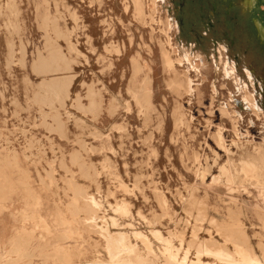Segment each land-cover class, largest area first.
Here are the masks:
<instances>
[{
    "label": "rangeland",
    "instance_id": "rangeland-1",
    "mask_svg": "<svg viewBox=\"0 0 264 264\" xmlns=\"http://www.w3.org/2000/svg\"><path fill=\"white\" fill-rule=\"evenodd\" d=\"M261 142L264 0H0V264H264Z\"/></svg>",
    "mask_w": 264,
    "mask_h": 264
},
{
    "label": "bare ground",
    "instance_id": "bare-ground-1",
    "mask_svg": "<svg viewBox=\"0 0 264 264\" xmlns=\"http://www.w3.org/2000/svg\"><path fill=\"white\" fill-rule=\"evenodd\" d=\"M166 61L167 62H169L170 63V61H171V59L169 58V56L168 55H166ZM169 65H171V64H169ZM176 83V82H175ZM179 85H181V83H179ZM185 86H187V83H186V85ZM187 90V89H186ZM136 91H138L139 92V90H136ZM144 93V92H143ZM142 99H146V97L144 96ZM145 102H147L146 100H145ZM143 104V103H142ZM181 114V113H180ZM183 115V114H182ZM182 117V116H181ZM176 121L177 120H180V115H177V117H176V119H175ZM178 122V121H177ZM210 164V163H209ZM207 169L206 168H204V171H206ZM208 171H210V170H208ZM207 172V171H206ZM260 173L259 174H257V175H255V176H253L252 178H248L247 179V181L245 180V181H243V180H241V179H243L244 178V176H239L238 177V179H240L241 181H240V183H243V184H249V183H251V182H254V183H257L258 185H264V171L262 172V171H259ZM241 173H243V172H241ZM215 179V180H214ZM216 180H218V178H216V177H214L213 178V181H216ZM233 181V180H232ZM118 183V182H117ZM119 186L121 187V185L119 184ZM127 186H125V187H123L124 188V190H126L127 191V189H125ZM122 188V189H123ZM124 203V202H123ZM123 203H122V205H123ZM122 207V206H121ZM117 208V207H116ZM166 209H168V208H166ZM116 210H120V208H117ZM122 210V209H121ZM120 212V211H119ZM127 212V211H126ZM167 213V212H166ZM165 213V214H166ZM125 214V213H124ZM127 215H129V214H127ZM260 215V218L261 219H264V214H262V213H260L259 214ZM238 216V218H239V215H237ZM40 217V216H39ZM236 219V221L238 220V222H239V224L242 226V224H241V222H240V220L239 219ZM231 218H229V220H230ZM233 219V218H232ZM231 219V220H232ZM31 220H33V219H31ZM39 220H41V221H44V219L43 218H40ZM37 221V220H36ZM233 222V221H232ZM231 222V223H232ZM117 223V222H116ZM237 223V222H236ZM234 224H235V222H234ZM233 224V225H234ZM238 225V224H237ZM240 225H239V227H240ZM236 226V225H235ZM16 230V229H15ZM22 231V230H21ZM29 231V230H28ZM27 231V232H28ZM108 231V230H107ZM211 231V230H210ZM112 233V232H111ZM110 233V234H111ZM115 233V232H114ZM114 233H112V234H114ZM120 235H121V233L120 232H118ZM136 233H138V232H136ZM135 233V234H136ZM154 233V232H153ZM158 233H159V231H158ZM176 233V232H175ZM192 233H194V232H192ZM196 233V232H195ZM213 233V232H212ZM112 234H111V238H112ZM155 234V233H154ZM196 234H198V233H196ZM117 235V234H116ZM161 235V234H160ZM160 235H157V234H155V236L157 237V236H159L160 237ZM175 235V234H174ZM195 235V234H194ZM125 236H127V235H125ZM125 236H124V238H125ZM138 236V235H137ZM123 237V236H122ZM143 237V236H142ZM146 237V236H145ZM162 237V236H161ZM176 237V236H175ZM114 238V237H113ZM135 238H138V237H135ZM171 237H169V239H170ZM174 238V237H173ZM116 239H118V237L116 238ZM115 239V240H116ZM126 239V238H125ZM147 239V238H146ZM172 239V238H171ZM177 239V238H176ZM110 240H112V239H110ZM114 240V239H113ZM120 241V240H119ZM148 241V240H147ZM173 241V240H172ZM118 242V241H117ZM228 242V241H227ZM120 243H122L123 244V241L121 240L120 241ZM126 242H124V244H125ZM127 244V243H126ZM125 244V245H126ZM233 244V243H232ZM129 245V244H128ZM122 246H124V245H122ZM127 246V245H126ZM134 246H136V245H134ZM57 247H58V249H60V250H64L63 248V246L59 243V245L57 244ZM170 247H171V245H170ZM237 247V246H236ZM117 248V246L115 247V249ZM128 248V247H127ZM131 248V247H130ZM250 249V248H249ZM117 250V249H116ZM118 250H120V249H118ZM128 250V249H127ZM134 250V249H133ZM232 250V249H231ZM237 250V249H236ZM132 251V250H131ZM131 251H130V253H131ZM135 251H136V249H135ZM148 251V250H147ZM146 251V252H147ZM205 251H208V249L207 250H205ZM221 252H224V250H220ZM250 251H251V249H250ZM122 252V251H121ZM124 252H128V251H124ZM133 252V251H132ZM168 252V251H167ZM218 252V251H217ZM247 252V251H246ZM112 253V252H111ZM137 253V252H136ZM136 253H132V254H136ZM170 253V252H169ZM202 253V252H201ZM200 253V254H201ZM218 253H220V252H218ZM217 253V254H218ZM247 253H249V252H247ZM251 253V252H250ZM249 253V254H250ZM264 253V252H263ZM128 254V253H127ZM131 254V255H132ZM149 254V253H148ZM147 254V255H148ZM138 255V254H137ZM150 255V254H149ZM199 255V254H198ZM209 255H213L214 256V258H215V260L214 261H208V264H226V262H224V261H226V259H219L215 254H212V253H210ZM236 255V254H235ZM242 255H243V252H242ZM115 256H117V255H115ZM132 256H135V255H132ZM171 256V255H170ZM170 256H168L169 258H170ZM173 256V255H172ZM212 256V257H213ZM241 256V255H240ZM136 257V256H135ZM140 257H142V255L140 254L139 255V258ZM144 257V256H143ZM148 257V256H147ZM146 257V258H147ZM234 257H236V256H234ZM173 258H175V257H173ZM251 258V257H250ZM112 259H114V257L112 258ZM171 259H172V257H171ZM200 259V258H199ZM140 260H142L141 258H140ZM192 260V259H191ZM196 260V259H195ZM252 260V259H251ZM180 261V260H179ZM193 261H194V259H193ZM193 261H190L191 263L190 264H193ZM255 261V260H254ZM261 261V260H260ZM263 261V260H262ZM133 262V261H132ZM138 262H139V260H138ZM178 262V261H177ZM184 262H186V261H184ZM196 262V261H195ZM228 262H230V263H232V262H234V261H228ZM251 262V261H250ZM264 262V261H263ZM141 262H139V264H140ZM145 263V262H144ZM200 263V262H199ZM138 264V263H137ZM180 264V263H179ZM195 264H197V262L195 263ZM228 264V263H227Z\"/></svg>",
    "mask_w": 264,
    "mask_h": 264
},
{
    "label": "crops",
    "instance_id": "crops-1",
    "mask_svg": "<svg viewBox=\"0 0 264 264\" xmlns=\"http://www.w3.org/2000/svg\"><path fill=\"white\" fill-rule=\"evenodd\" d=\"M45 221V220H44ZM28 227H32V224H29L28 223ZM15 231L18 233H22V232H24V224L22 223L21 225H20V227H15ZM22 230V231H21ZM32 230H33V232H34V237H36L37 236V230L35 229V227H33L32 228ZM0 258H2V255H1V257ZM193 260V259H192ZM203 260V259H202ZM194 261H196L195 259H194ZM204 261V260H203ZM199 264V263H198ZM206 264H208V261H206Z\"/></svg>",
    "mask_w": 264,
    "mask_h": 264
},
{
    "label": "flooded vegetation",
    "instance_id": "flooded-vegetation-1",
    "mask_svg": "<svg viewBox=\"0 0 264 264\" xmlns=\"http://www.w3.org/2000/svg\"><path fill=\"white\" fill-rule=\"evenodd\" d=\"M263 144H264V142H263V143L261 142V143H259V144L256 143V148L253 149L252 152H253V151H256V150L263 151V150H262V145H263ZM252 152H250V153H252ZM235 163H236V162H235ZM242 174H243V175H241V176H244V175H245L244 173H242Z\"/></svg>",
    "mask_w": 264,
    "mask_h": 264
},
{
    "label": "snow or ice",
    "instance_id": "snow-or-ice-1",
    "mask_svg": "<svg viewBox=\"0 0 264 264\" xmlns=\"http://www.w3.org/2000/svg\"><path fill=\"white\" fill-rule=\"evenodd\" d=\"M209 25L211 26V21H209ZM206 38V37H205Z\"/></svg>",
    "mask_w": 264,
    "mask_h": 264
}]
</instances>
